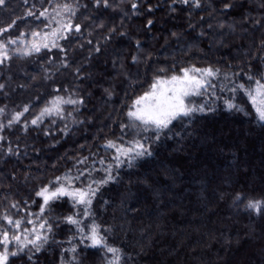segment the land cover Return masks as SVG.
<instances>
[{"label": "trees", "instance_id": "obj_1", "mask_svg": "<svg viewBox=\"0 0 264 264\" xmlns=\"http://www.w3.org/2000/svg\"><path fill=\"white\" fill-rule=\"evenodd\" d=\"M62 3L73 4L71 21L81 25L58 42L64 51L42 49L0 64V215L37 202L36 193L56 177L112 163L108 141L128 147L154 140L152 129L128 116L134 102L156 79L212 68L215 88L189 99L205 111L173 121L151 145L152 156L114 170L117 179L92 201L93 216L77 219L81 227L99 225L107 245L120 250L119 264H264V211L245 207L264 202V127L248 96L229 90L264 83V0H200V8L173 0H108L107 7L96 0H6L0 28L16 23L0 40L46 32L47 22L36 17ZM55 97L83 103L61 104L60 115L32 125ZM229 98L244 111L227 109ZM90 181L85 174L73 187ZM78 212L68 197L52 203L43 217L53 226L48 242L29 253L31 261L22 254L9 264H109L112 254L81 243L77 227L65 222Z\"/></svg>", "mask_w": 264, "mask_h": 264}, {"label": "snow or ice", "instance_id": "obj_2", "mask_svg": "<svg viewBox=\"0 0 264 264\" xmlns=\"http://www.w3.org/2000/svg\"><path fill=\"white\" fill-rule=\"evenodd\" d=\"M5 2L6 0H0V6H3ZM101 2L107 7L108 0H96L97 4H100ZM177 2L185 5L191 4L194 8L201 7L200 0H173V3ZM25 3H27V0H25ZM131 7L137 9L138 5L133 2ZM230 7H232L230 3L224 5L225 10ZM151 10L152 9L149 8V11ZM172 10L174 11L175 9ZM64 13H67L69 16L67 21L63 19ZM27 15L32 16L33 13L28 12ZM74 15V6L71 3L57 5L54 14L50 17L48 9L45 8L36 18H49V24L54 21L57 27L53 28L50 32L41 33L33 31L32 36L38 39L27 42L21 41L25 47L22 52L20 49H17V53L25 56L31 55L32 53H39L42 48L49 49V41L51 42V48H60L61 51H64L57 42L59 39H68V36H65L63 33L67 32L71 34L73 31L76 33L81 31V25L73 24L71 21V16ZM15 23L16 22L13 21L6 28H0V36H2L3 33L8 32ZM152 23L151 20L148 21V25H151ZM45 27H48V25H45ZM20 35L22 37L24 33H21ZM17 39H8L6 41L0 40V64L9 59L8 45L16 44ZM96 51H99V49H96ZM135 60L136 57H133V61ZM65 66L67 65L65 64ZM161 71H164V69H161ZM181 72L182 75H172L168 79H156L151 85V91L139 97L133 104L135 110L128 113V116L131 119L139 121L145 126V131L148 130L149 126L152 128L155 135L154 140L151 137L146 138L143 142L139 139H134L130 142V146L128 147L117 146L114 142L108 141L103 147L107 149H115V155L111 158L113 161L112 163L106 164L103 169H85L75 178L71 176L56 177L55 181L51 182L50 185L43 186L36 193V196L40 197L43 201L40 204L38 213L29 212L27 216L19 219H16L9 214L0 215V221L3 222L0 224V264H9L11 257L21 256L22 254L27 255L28 260L31 261L33 256L29 253L32 250L35 252L41 251L43 246L48 242V233L52 231L53 227L47 219L43 218L44 213L51 207L52 203L59 200L61 197L70 198L73 202V207L79 209L77 214L67 216L64 220L77 227V232L80 233L81 236V243L90 241V246L104 248L106 252L112 254L113 257V259L109 261V264H119L120 250L107 245L105 236L101 234L99 225L93 221L90 227H81L80 220L77 219V216H83L84 218L93 216L91 209L92 201L102 187L117 179V176L113 174L114 170L119 169L124 165L132 168L136 165L137 161L152 156L151 145L160 140L161 135L165 130H170L169 126L173 121L185 117H192L194 113H203L205 111L206 105L192 106V103L188 98L204 95L209 88H215V85H213L208 78L214 80L218 75V70L212 68H186L182 69ZM225 79H228V77L226 76ZM248 79L251 80L252 77L249 76ZM255 85V88L246 89L245 85L237 84L229 88V90L233 93L241 91L248 96L249 102L252 104L255 111L254 119L261 127H264V83H262L261 80H256ZM3 88L4 85L0 84V89ZM224 90V87H221V91ZM232 99L233 98H229V100L226 101L227 109L244 111V109L238 104L233 103ZM49 103L50 106L42 109L40 114L31 121L32 125L42 123L43 117L46 115H60L62 112V109L60 108L61 104H76L83 103V101L73 99L65 100L62 97H55ZM3 111L4 109H0V113ZM27 111L28 107L25 106L23 112H17L14 114L8 122V126L19 122L21 116ZM69 115H71V113H69ZM61 118L63 117L61 116ZM4 127V125L0 124V130ZM2 139H4V137L0 136V140ZM148 141H151V143ZM9 151L11 150L9 149ZM87 160L88 157H84L77 161V163L85 164ZM99 163L105 165V160L100 159ZM101 171L104 174L99 178L92 176V172ZM85 174L91 177V181L86 187H73V181L79 180L80 176H84ZM237 199H239V197H237ZM11 207L15 209L18 208V205L13 204ZM245 207L257 212L264 211V202L259 200L249 201ZM33 216L36 218L35 220L32 218ZM37 222L39 223L37 224ZM25 223L32 225V227H24ZM41 230H43V232ZM104 231L106 232L107 229ZM10 245H14L15 250H13ZM71 251L75 252V247H73Z\"/></svg>", "mask_w": 264, "mask_h": 264}, {"label": "rangeland", "instance_id": "obj_3", "mask_svg": "<svg viewBox=\"0 0 264 264\" xmlns=\"http://www.w3.org/2000/svg\"><path fill=\"white\" fill-rule=\"evenodd\" d=\"M57 8V6L56 7H54L53 9H51L50 11H48V13H49V17L51 16V15H53L54 14V10ZM42 18H44V17H42ZM69 18V16H68V14L67 13H64L63 14V19L65 20V21H67V19ZM45 19V21L47 22V25H48V30L46 31V32H50L53 28H55V27H57V25H56V23L53 21L51 24H49V18H44ZM71 19H72V16H71ZM41 33H44V32H41ZM64 34V33H63ZM15 39H17V38H15ZM36 39H38V38H36V37H33L32 36V34L31 35H29L28 37H20L19 39H17V43L16 44H14V45H8V54H9V58L11 57V56H19V57H24L25 55H22V54H19V53H17V49H20L21 50V52L24 50V47H25V45L24 44H22L21 43V41H25V42H27V41H33V40H36ZM61 39H59L57 42H59ZM6 41V40H5ZM49 45H50V47H49V49H51V42L49 41ZM43 49V48H42ZM41 49V50H42ZM32 54H35V53H32ZM182 75V74H181ZM208 79H210V78H208ZM151 91V88H150V90L148 91V92H150ZM192 97H194V96H192ZM192 97H189L188 98V100L190 99V98H192ZM135 109H133L132 111H134ZM134 121H136V120H134ZM136 123L140 126V128H142V129H144L145 128V126L144 125H142L139 121H136ZM148 129H152L150 126H149V128ZM54 181V180H53ZM52 181V182H53ZM38 198V201L37 202H33L32 204H29V205H25V206H18V208H13V209H11V210H9L8 211V213H9V215H12L13 216V212L15 211V214H16V217L15 216H13L14 218H16V219H19V218H21V217H25V216H27V214L29 213V212H31V213H38L39 212V207H40V204L43 202L42 201V199L40 198V197H37ZM7 214V213H6ZM14 214V215H15ZM2 215H4V214H2ZM34 220L36 219L34 216L32 217ZM3 222L2 221H0V224H2ZM39 222H37V224H38ZM28 225V224H27ZM29 227L28 228H31L32 227V225H28ZM10 247L13 249V250H15V246L14 245H10Z\"/></svg>", "mask_w": 264, "mask_h": 264}]
</instances>
